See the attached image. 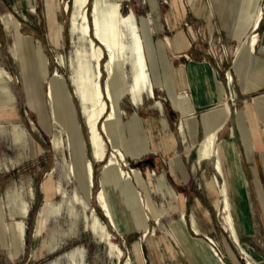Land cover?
I'll use <instances>...</instances> for the list:
<instances>
[{
  "label": "rangeland",
  "instance_id": "1",
  "mask_svg": "<svg viewBox=\"0 0 264 264\" xmlns=\"http://www.w3.org/2000/svg\"><path fill=\"white\" fill-rule=\"evenodd\" d=\"M111 1H118L121 16L131 19L120 25L124 56L119 78L124 94L117 102L114 119L107 123L109 137L103 130L111 111L106 84L114 80L107 75V52L100 62L102 74L96 79L89 40L81 30V9L77 11L74 0H0V264H207L203 243L225 264H253L233 241L221 206L214 205L219 190L206 185L214 174L213 159L201 158L198 146L188 156L184 152L186 146L202 138L206 130L203 119L212 106L201 115L194 114L181 71L175 70L172 77L169 66L171 56L183 54L173 50L187 43L190 51L184 52L186 58L208 56L212 60L219 75L216 86L220 84L224 90L229 106V119L218 133V141L233 140L239 169L245 172L242 149L249 159L254 149L249 152L243 143L237 112L245 106L259 107L254 117H264V106H259L260 101L264 104V87L262 100L255 96L260 90L240 97L238 82L241 86L242 82L233 67L237 42L251 32L250 0ZM92 2L89 0L84 11L91 25ZM257 3L264 15V0ZM226 23L234 26L236 39L227 38ZM261 29L263 33L264 16L256 31L258 39ZM138 44L143 46L144 77L137 73ZM227 72L233 77L229 85ZM99 79L108 112L100 117L98 128L108 154L116 148L122 153L119 167L130 173L128 182L137 192L136 200L124 198L121 182L107 191L117 229L103 216L94 198L101 188L103 162L91 155L87 118L99 108L93 95ZM57 86L62 91L52 100L51 89ZM116 93L112 88L113 98ZM75 125L83 159L93 167L90 195L79 180L82 169ZM259 125L256 134H264L262 123ZM166 136L174 139L169 150L162 146ZM223 160L225 170L226 158ZM218 181L221 188L220 177ZM11 202H21L22 215L27 213L28 203L27 215L11 219L9 213H14L15 207ZM196 202L206 216L195 212L200 224L193 231L190 226ZM141 212L146 215L144 222ZM40 217L42 231L37 233ZM143 223L146 232L136 228ZM108 235L121 253L108 245ZM9 238L17 248L20 240L23 247L13 257L6 246ZM252 239L250 244L248 239L238 238L256 263L260 264L262 256L263 264V232Z\"/></svg>",
  "mask_w": 264,
  "mask_h": 264
},
{
  "label": "bare ground",
  "instance_id": "2",
  "mask_svg": "<svg viewBox=\"0 0 264 264\" xmlns=\"http://www.w3.org/2000/svg\"><path fill=\"white\" fill-rule=\"evenodd\" d=\"M258 0H250L251 10L253 11V17L251 21V32L243 39L237 42L236 47L233 53V67L236 74L240 77L243 90L245 89L246 77L248 74V70L251 67L252 60L254 58L255 46L258 41L257 36V28L260 24V21L263 17L262 6L257 3ZM48 2V1H47ZM77 11L81 9V30L83 36L87 37L90 44V60L93 61L96 66V79L101 76V68L100 62L104 57V52H107V62L105 64L107 69V75L109 79H113L111 82L108 80L106 84L107 96L111 101V111L108 112V106L106 99L104 100V93L102 87L100 86V79L98 82L94 84V96H96V101L99 102L98 107L95 112H93L87 118V131H88V143L90 146V152L93 156V159L97 162H103L101 177H100V185L101 188L95 194V201L97 202V206H99L100 210L103 212V216L111 221L113 226L117 229V221L116 215L113 212L111 202L109 200V192L111 187L117 185L121 182V195L124 198H129L136 200L137 192L128 182L131 178L130 173L124 171L121 167H119V156L122 158L123 155L119 149H115L111 154H108L107 151V143L104 141V137L102 132L98 128V121L103 114L108 112V117L105 119L103 123V130L109 137V131L107 128L108 121L114 119L116 115L117 102L121 95L124 94V88L122 82L119 78V72L123 64V43H122V34H121V23L126 21L129 22L131 16L129 18L124 19L118 7V1L113 2L111 0H93L91 4V12H92V25L89 21L87 14L84 12L89 0H74ZM91 18V17H90ZM93 26V30H92ZM94 31V32H93ZM55 38V37H54ZM136 66L138 68V77L145 76V68L142 59L141 49H143L142 44H138L136 46ZM148 51V48H145ZM45 65V64H44ZM138 77L135 80H138ZM227 82L231 83L233 80L232 75L227 72L226 74ZM112 88L116 89L117 93L115 98L112 96ZM105 89V91H106ZM217 90V102L214 106L209 108L206 112V115L203 119L204 126L206 128L202 138L198 140L196 143H192L189 146H186L184 149L185 155L188 156L191 149L193 147H199V154L201 158L213 159L214 166V174L210 178V180L206 181V185L209 189L213 191L219 190L220 198L215 199V204L221 206V211L223 213V217L225 222L227 223L228 229L231 232L233 241L239 247L240 252L244 254L249 260L252 261L253 264H258L254 260L253 257L249 254L246 248H243L238 240L237 232L234 226V221L231 214L232 205L229 201V189L232 188V184L237 180H241L246 182V180L242 177V174L238 165L237 153L234 150L233 145L226 141H218V133L224 128L228 119H229V106L227 95L224 90L220 87V84L216 88ZM61 87L57 86L51 89L50 96L52 100H56L57 95L61 92ZM137 101L136 98H134ZM65 101V99L63 100ZM255 109L244 110L240 109L237 112V123L239 126V130L241 133V137L243 143L247 147H257L258 137L254 135L253 140L248 142L246 140V125L248 124L252 130H256L258 127H261L259 124L262 123V127L264 129V117H254ZM253 114V115H252ZM73 119V118H72ZM111 125V124H110ZM113 125V124H112ZM181 135L182 132L180 130ZM75 136H76V146L79 148V160L82 172L79 174V180L84 187L85 193L87 195L91 194L90 186L93 185V167L90 161H84L82 149H81V139L80 133L78 131L77 125H75ZM108 137V138H109ZM118 142V141H117ZM225 143V145H223ZM114 148V146H112ZM117 147V146H116ZM225 154V156L223 155ZM223 157L226 158V169L223 168ZM172 168V167H171ZM79 172V171H78ZM73 173V172H72ZM221 178V188L219 185L218 178ZM245 184V183H244ZM120 186V185H119ZM165 185L164 187H166ZM163 187V188H164ZM220 188V189H219ZM165 189V188H164ZM169 191V195L174 197L173 193L170 192V188L167 187ZM236 190V189H235ZM212 191V192H213ZM76 197V195H74ZM181 222L184 223V211L181 209ZM196 211L202 212L206 216V212L202 211L200 208V204L198 202L195 203L192 209V215L194 216L191 219V229L196 231V227L200 224L199 219L196 215ZM143 222L146 220V215L144 212L140 213ZM157 218L158 216L155 215ZM42 223L43 219L40 217L37 220L36 232L40 233L42 231ZM137 230L143 229V232H146L145 223H143L140 227H136ZM107 243L112 248H116L119 253L121 250L115 245V242L112 241V235H108ZM208 246V244H207ZM209 252L216 256V260L219 264H225V262L217 257L214 250L208 246Z\"/></svg>",
  "mask_w": 264,
  "mask_h": 264
},
{
  "label": "crops",
  "instance_id": "3",
  "mask_svg": "<svg viewBox=\"0 0 264 264\" xmlns=\"http://www.w3.org/2000/svg\"><path fill=\"white\" fill-rule=\"evenodd\" d=\"M264 16V15H263ZM263 19V17H262ZM262 19L257 29L261 27ZM232 24V23H231ZM226 29H228L227 38L228 39H236V34H234V26L226 23L224 25ZM259 39L255 46L254 58L251 63V67L248 70L247 76L254 71V78L247 81L246 77V84L245 89L243 90V85L241 86L240 82H238V95L241 97L244 93H250L255 90H260L259 93L255 96H259L260 100H262V87H264V30L262 33L259 31ZM189 43L186 44L185 47L181 48L180 50H173L174 52H181L182 56H171L169 61L170 71L173 77V73L175 70H180L182 73V77L185 83V89L190 91L191 98L190 102L194 108V114L201 113L206 110L207 108L213 106L217 102V86L216 83L219 82L218 80V71L215 69L212 60L208 56H192L186 58L184 56V52L187 53L190 51ZM174 83V82H173ZM174 89L179 90L174 83ZM264 93V92H263ZM264 106L262 101L259 102V106ZM242 109L251 111L252 109L250 106H245ZM255 110H259L257 107ZM253 115V114H252ZM129 123V121H127ZM162 125H167V121L165 118L162 119ZM164 128V127H163ZM263 132L264 129L262 128ZM256 130H252L249 125H246V140L251 142L253 140L254 135L258 137L257 147H247L250 152V149L253 150L252 156L249 159L246 149L243 147L242 152L246 159V166L245 172L240 171L242 177L246 179L245 174L248 176L250 182L246 179V182L241 180H237L236 184H232L231 188V200L234 205V210H232L236 232L238 238L241 239H248L250 244L252 243L253 239L257 232L261 231L264 234V134L260 133L259 135L256 134ZM230 136V135H229ZM232 137V136H230ZM233 145V140H229ZM174 146V139L172 136H166L163 139L162 146L164 150H169L171 146ZM234 150L236 151L237 155L239 154L236 147L233 145ZM161 151V150H160ZM225 156V154H223ZM239 156V155H238ZM225 163V161L223 160ZM245 183V184H244ZM236 189V190H235ZM215 205V198L213 199ZM11 204L15 205L13 208L14 213L10 212L9 217L13 219V216L20 215L24 217L28 213V203L27 205V213L22 215L20 213V204L16 202H11ZM216 206V205H215ZM220 205L218 204L219 207ZM21 221H23L21 219ZM24 222V221H23ZM258 225H257V223ZM14 226L8 227L10 230L13 229ZM18 227V224L15 225V228ZM260 229H259V228ZM21 233L19 232L18 236L20 237ZM260 236L261 234L258 233ZM8 236H10L8 234ZM3 241V238H2ZM24 244V242H23ZM6 246H10L8 249L9 257H13L18 251L22 250L23 247L20 245L19 240V247L17 248L11 243V239L9 238V243L6 242ZM204 252L206 253V260L207 264H218L217 260L209 251V248L206 243L202 245ZM207 250V252H206ZM256 251V250H255ZM257 252V251H256ZM258 253V252H257ZM259 254V253H258ZM264 254V253H263ZM227 258L232 260V257L229 253H227ZM261 256V254H259ZM262 256L261 262L262 263ZM206 264V263H205ZM264 264V263H263Z\"/></svg>",
  "mask_w": 264,
  "mask_h": 264
},
{
  "label": "built area",
  "instance_id": "4",
  "mask_svg": "<svg viewBox=\"0 0 264 264\" xmlns=\"http://www.w3.org/2000/svg\"><path fill=\"white\" fill-rule=\"evenodd\" d=\"M230 83L228 82L227 83V85H229ZM209 240V243L211 244V246H214V242L212 241V240H210V239H208ZM217 253V252H216ZM218 255V254H217Z\"/></svg>",
  "mask_w": 264,
  "mask_h": 264
}]
</instances>
